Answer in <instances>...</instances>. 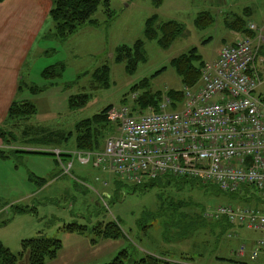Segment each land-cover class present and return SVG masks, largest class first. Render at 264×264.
<instances>
[{"label":"rangeland","instance_id":"374dc122","mask_svg":"<svg viewBox=\"0 0 264 264\" xmlns=\"http://www.w3.org/2000/svg\"><path fill=\"white\" fill-rule=\"evenodd\" d=\"M104 1L92 16L95 24L81 26L65 41L51 35L53 32L42 35L29 53L23 72L26 86L42 89L24 91L37 107L32 119L16 123V127L13 120L4 129L10 133L6 136L10 146L3 147L6 156L0 154V223L9 222L0 225V242L20 255L19 264H29V251L23 249L22 241L41 235L63 243L59 256L48 264H106L123 249L130 255L127 264L147 254L187 264H264L260 255L251 258L260 231L229 224L225 218L214 221L206 217L208 209L221 204L263 208L264 199L254 186L241 193L218 192L214 184L181 190L173 185L135 189L113 172L93 163L81 164L75 155L76 125L80 121L111 105L128 104L138 109L135 100L143 88L133 92L132 87L145 79L148 89L162 92V100L171 89L184 92L190 86H184L171 61L195 48L202 60L213 58L225 43L232 44L242 33L228 25L238 17L246 20V27L254 23L264 29V0H109V11ZM205 11L215 21L201 29L196 20ZM154 15H158V23L178 21L184 32L168 49L156 40H146L147 60L130 73L125 63L114 60L115 50L143 39L146 21ZM54 64H64L61 77L45 78L43 70ZM104 64L111 67L109 85L92 87L93 73ZM83 93L89 95L88 103L72 108L71 97ZM257 93H264V84ZM30 125L35 135L26 128ZM39 127L52 132L48 136L57 140L45 148L28 143L33 136L38 137ZM114 127L112 135L117 133ZM30 147L33 152H26ZM58 150H72L63 162H73L69 173L55 153ZM41 179L47 181L43 188ZM17 205L32 210L14 214L13 206ZM111 221L120 224L125 236L101 239L92 245L94 227ZM71 223L85 225L87 230L80 233L63 229ZM242 244L246 245V254L238 256Z\"/></svg>","mask_w":264,"mask_h":264},{"label":"built area","instance_id":"2783aa9c","mask_svg":"<svg viewBox=\"0 0 264 264\" xmlns=\"http://www.w3.org/2000/svg\"><path fill=\"white\" fill-rule=\"evenodd\" d=\"M248 28L257 30L253 23ZM259 39L264 44V34ZM258 43L244 35L223 46L202 66L198 85L184 90L178 109H172L169 97L158 110L112 106L108 118L117 133L106 139L103 150H75L78 161L133 185L169 175L230 193L254 186L264 199V102L257 93L264 84V45ZM55 153L66 162L65 152ZM63 166L69 173L73 162ZM206 217L260 231L252 259L264 249V207L221 204L208 209ZM245 254L242 245L237 255Z\"/></svg>","mask_w":264,"mask_h":264},{"label":"trees","instance_id":"16d2710c","mask_svg":"<svg viewBox=\"0 0 264 264\" xmlns=\"http://www.w3.org/2000/svg\"><path fill=\"white\" fill-rule=\"evenodd\" d=\"M102 1L103 0H52L53 6L50 11V17L54 21V28L50 32H53L51 35L55 36L61 41H65L71 35L77 32L81 26L87 23L95 24L96 20L93 19L92 16L98 10ZM104 4L108 9L110 6L109 0H105ZM158 19V15H154L146 21L143 39H138L134 45H122L116 48L114 60L117 63H125L127 71L130 73H134L137 70L138 64L140 62H145L147 60L145 49L146 40H156L163 49H168L172 43L184 32V26L178 21L167 20L163 23H158ZM214 21L215 19L213 15L210 12L205 11L198 15L196 23L199 28L204 29L213 24ZM228 25L230 28L236 29L247 35L249 34L253 36L255 33L253 30H250L248 27H246V20L242 17L236 18L232 23L229 22ZM204 63L205 61L202 60V57L196 48L188 53L174 58L171 61V64L181 77L185 87H193L200 81L201 69ZM63 68L64 64H54L44 69L42 73L45 78H51L55 80L61 77ZM110 74L111 67L109 64H104L97 68L93 73L94 82L92 87L108 86L110 82ZM148 86L149 81L145 79L132 87L133 92L143 88V92H141L139 97L135 100L136 104L143 111L150 106L158 110L162 100V92L152 91L147 88ZM30 89L32 92H38L42 88L31 86ZM167 96L172 100V109L174 110L178 109L184 100L183 90L171 89L167 92ZM261 98L264 102V93L261 94ZM88 101V94L83 93L78 96H73L71 97V107L76 108L84 106L88 103ZM111 107L112 105L103 109L100 113L94 115L93 117L80 121L76 125V150H103V142L105 143L106 139L115 132V125L108 118V111ZM36 113L37 107L31 101L14 102L9 109L10 119H15V121L19 123L23 121H29ZM26 128L32 131L34 126L30 125ZM39 132L40 133H38L37 138L41 144H51L55 139L52 136H48L53 133L47 132V130L44 128L39 127ZM9 134L10 133L8 131L0 128V135L2 138H6V136ZM72 134L73 133L71 131L70 135L72 136ZM60 136L64 137V139L68 138L64 134H60ZM0 153H2L3 156H6L3 150H0ZM70 155L71 154L68 152H65L62 154V157L63 159H67V157ZM196 184L206 185L195 179L178 178L169 175L146 181L141 185H130H132L135 189H147L155 186L158 187L164 185L165 187L167 185H173L174 187L181 190L186 186L192 187ZM250 187L252 186H243L235 193H241L245 188ZM217 191L220 192L218 187ZM179 204H182V202ZM30 210L32 209L22 205L13 206L14 214L28 212ZM8 222L9 221L2 222L0 225H5ZM63 229L69 232L84 233L87 230V226L71 223L64 225ZM93 230L96 235V237L91 240L93 245L98 244L99 240L101 239L117 240L125 236V233L117 221H111L107 224L100 223L95 226ZM22 247L25 251H29L30 264H48L49 261L54 260L59 256V252L63 248V243L60 239L41 235L32 239L23 240ZM20 254H22V252ZM129 257L130 255L127 249H123L114 260L106 264H127L126 260ZM19 260L20 255L14 253L8 246L0 242V264H18ZM133 264L187 263H185L184 260L174 261L168 258L147 254L141 259L134 261Z\"/></svg>","mask_w":264,"mask_h":264},{"label":"crops","instance_id":"0c3cea01","mask_svg":"<svg viewBox=\"0 0 264 264\" xmlns=\"http://www.w3.org/2000/svg\"><path fill=\"white\" fill-rule=\"evenodd\" d=\"M52 6V0L0 1V128L2 129L7 128L11 122L13 123V119H10L9 116V109L14 102L31 101L24 96L26 89L31 92V86H26L23 72L26 65H28V56L35 43L42 35L46 36V34L53 30L54 21L50 17ZM259 27L257 28L256 25L259 31L254 33L255 35H251L255 43L260 42L259 37L264 32L262 26ZM241 34L243 35L244 33H240L239 35ZM237 37L233 41L234 43L242 36ZM233 42L231 43L233 44ZM221 49L217 52L216 56L205 61L215 60ZM16 123L19 122L14 119L15 127L18 126ZM31 132L33 135L36 133L34 129ZM35 138L37 137L33 136L30 138L28 143L40 145L39 139L37 138L36 140ZM48 145L50 144L42 143L41 147L45 148ZM5 146L8 147L10 144H8L6 138H2L0 135V150H3ZM31 149L34 148L30 147L29 151L26 152H33ZM16 150L25 152L23 150L27 149L17 148ZM69 152H72V150H69ZM0 154L3 156L2 153ZM41 180L43 182L41 187L43 188L47 185V181ZM260 257L264 258V249L261 251ZM28 263L30 264V262ZM24 264H27V262H24Z\"/></svg>","mask_w":264,"mask_h":264}]
</instances>
